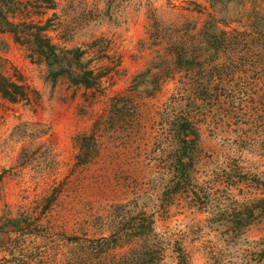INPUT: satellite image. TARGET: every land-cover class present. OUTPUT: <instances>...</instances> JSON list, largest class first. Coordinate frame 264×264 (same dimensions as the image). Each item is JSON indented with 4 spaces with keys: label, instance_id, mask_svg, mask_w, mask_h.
<instances>
[{
    "label": "rangeland",
    "instance_id": "374dc122",
    "mask_svg": "<svg viewBox=\"0 0 264 264\" xmlns=\"http://www.w3.org/2000/svg\"><path fill=\"white\" fill-rule=\"evenodd\" d=\"M17 1L10 20L50 22L102 76L53 81L0 26V78L26 93L0 92V264H264V53L204 33L250 30L264 0Z\"/></svg>",
    "mask_w": 264,
    "mask_h": 264
},
{
    "label": "trees",
    "instance_id": "16d2710c",
    "mask_svg": "<svg viewBox=\"0 0 264 264\" xmlns=\"http://www.w3.org/2000/svg\"><path fill=\"white\" fill-rule=\"evenodd\" d=\"M4 1L7 3L5 4V10L2 4L0 5V26L2 30L4 32L14 34L18 42H30L34 47L36 55L46 61L51 67V78L53 81H57L60 76H68L72 83L85 85L88 88H92L98 84L102 75L96 74L94 69H88V63L83 62V56L85 54L84 51L79 48L61 49L59 45L55 44L46 34L50 28V22H47L45 25L13 22L9 18V12L15 11L18 1ZM231 1L232 0H214L215 4H221L223 7L228 6ZM263 18L264 16L261 17V15H257L255 20L250 24V30L247 29L244 32L238 33L234 30L235 35L229 34L226 30L216 33L211 29L212 24L205 26L204 33L208 48H210L214 54L218 55L219 52L226 49L225 47L231 40L233 41L234 46L236 45L241 48H249V50H253L255 52L261 48L264 53ZM237 36H243L240 43L236 41L239 38ZM186 62L187 59L183 57V54L180 51L177 55V63L181 67H186V65H184ZM191 62L193 63L194 61ZM0 92L4 97L13 102L18 101L20 95L23 97L26 96L23 85L18 82H11L5 77L0 78ZM198 94L199 95H197V93H193L191 95V100L195 101L196 98L199 97L201 100L207 101V99L210 98V90L208 88H199ZM237 109L239 108L237 107ZM177 133L178 136H183V139L180 140L182 155L188 156L192 162V154L195 150L194 148H196L195 145L199 139V133L196 131L194 124L187 119L177 123ZM191 136H194V139H190ZM187 173V171H184L183 176H188ZM254 212V208H250L249 215L246 213H244L246 217H244L243 214L238 215L236 221L241 223L245 222V220H248L250 216L254 215ZM146 254L149 253L146 251ZM183 264L187 263L184 262Z\"/></svg>",
    "mask_w": 264,
    "mask_h": 264
}]
</instances>
